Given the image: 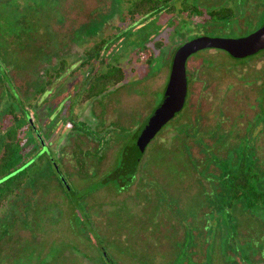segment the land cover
I'll use <instances>...</instances> for the list:
<instances>
[{"label": "rangeland", "instance_id": "obj_1", "mask_svg": "<svg viewBox=\"0 0 264 264\" xmlns=\"http://www.w3.org/2000/svg\"><path fill=\"white\" fill-rule=\"evenodd\" d=\"M57 1L31 12L35 30L20 45L6 38L0 75L30 104L36 129L24 136V153L38 150L31 138H42L69 193L49 165L26 181L19 196L0 208V264H105L103 250L115 264H264V196L248 211L235 205L222 215L207 199L220 172L213 157L233 154L235 144L252 145L264 169V52L243 62L217 49L190 56L184 108L148 144L133 183L123 190L103 183L162 99L175 49L196 36L250 34L260 24L264 0H253V17L240 2L197 0L200 17L160 13L131 24L117 13L123 2L117 9L116 0ZM224 4L234 17L213 25L206 9ZM107 36L114 40L107 59L119 55L125 78L80 103L91 69L78 68L82 50ZM144 44L155 54L151 64L136 61L144 57L136 52ZM61 58L66 68L39 94L45 73ZM4 88L0 79V108ZM72 113L95 130L93 136L107 130L101 133L106 145L69 130ZM0 123L10 124L5 114ZM225 217L231 219L227 227Z\"/></svg>", "mask_w": 264, "mask_h": 264}, {"label": "trees", "instance_id": "obj_2", "mask_svg": "<svg viewBox=\"0 0 264 264\" xmlns=\"http://www.w3.org/2000/svg\"><path fill=\"white\" fill-rule=\"evenodd\" d=\"M176 1L177 0H116V4H118L117 9L118 7L120 8L121 2H123L124 5L122 6V9H119L120 12L117 11V13L119 14V17H121L120 21L127 22V24L160 13L185 14L188 19L204 15V10L197 4V0H179L178 7L175 6ZM231 1L237 3L240 2L246 5H243V7L251 17L254 16L255 11L258 8L253 0ZM57 2V0H31V2L27 1L21 4L19 0H0V47L5 46L7 37L10 38L8 39L10 40V45H13V43H19L20 45V38L34 32L35 30L34 27L36 26V23L29 17L31 12L41 13L42 11L47 10L46 7ZM205 15L208 20L210 22L212 21V24L215 25L232 19L234 17V10L231 6L224 4L217 8L206 9ZM261 17L259 26L250 32L255 31L263 24L264 9L261 13ZM113 43L114 40L110 41V37L107 36L106 38L96 39L82 50V57L79 59L78 68L90 66L91 69L84 81L85 91L83 90V94L78 98L80 103L93 97H97L102 91H104L101 87L106 89L108 86H118L124 80L125 72L119 65V55L112 58L114 59L113 62H110L107 59V56L109 55L108 51ZM154 46L159 47L160 41H155ZM0 51L4 52L2 48H0ZM136 52L137 54H144V57L142 58H139L137 55L138 57L136 61L145 62L146 64H151V61L155 56L145 44L142 47L137 48ZM263 52L264 49L254 55L242 59H236L228 53L227 54L235 62H243L258 56ZM66 65V60L61 58L59 60V66L55 68L53 72L47 71L45 73L46 78L42 80L41 86L37 88L39 94L51 84L54 78H57L60 73L64 71ZM10 66H12V64H10ZM75 68H77V66ZM0 79L5 87L4 92L7 96L5 107L0 108V118L5 114L10 122V124L4 128L0 123V208L12 198L19 196L26 181H28L36 171L45 168V165L52 167L51 169L54 171L62 188L65 190L64 192L69 193V188L67 189L65 187V184H63V178H60L62 171L60 167L56 165L57 162L55 157H52V154L48 152L47 144H44L42 138H34L35 142L31 138L34 147H38V150H36V152L30 151L24 153V143L22 140H24V136L30 138L28 132L36 129L35 125L30 120V111L29 107H27L30 106V104H25V102L21 100L19 94L14 88H12L13 86L10 85V81L7 83L6 79L1 75ZM32 107L33 106H31V108ZM68 118L71 128L69 130L78 131L82 136L91 138L92 140L99 139V144L102 146L106 145L105 136L101 135V133H107V130L101 131V133L96 131L95 133H97V135L93 136L95 130L79 120L75 113L70 114ZM186 129L184 130V128H181V132L183 133L184 131L187 134L188 132H186ZM137 131L133 134L130 143L126 144L123 148L119 161L116 163L111 173L103 180L105 186H117L123 190L122 188L124 186L133 183L132 178L129 176V172L134 158V144ZM185 133L183 136L186 135ZM250 146L253 147L252 145ZM251 147H240L239 144H235V147L232 149L233 154L231 153L225 158L213 157V162L219 168L220 172L218 175H213L216 178L217 185L214 188L215 191L213 192V197L207 199L217 206L216 208L220 211V215H222L221 212H223V209L235 205H241L242 208L239 207L240 211L242 209L248 211L258 205L259 200L264 196V190L259 189L264 169L260 165V157L258 158L257 155H255L256 149H252ZM44 157L47 158L43 160ZM141 159L136 166L135 174ZM227 223H231V219L228 220L225 217L224 225L226 227ZM92 224L90 218V225L92 226ZM81 225L83 229L88 227L87 225L85 226L84 223ZM98 249L103 248L99 247ZM100 253L105 264H115L114 259L108 253H105L104 250Z\"/></svg>", "mask_w": 264, "mask_h": 264}, {"label": "water", "instance_id": "obj_3", "mask_svg": "<svg viewBox=\"0 0 264 264\" xmlns=\"http://www.w3.org/2000/svg\"><path fill=\"white\" fill-rule=\"evenodd\" d=\"M204 49L223 50L236 59L246 58L264 49V22L250 34L238 38L197 36L181 43L175 50L169 77L162 99L144 120L137 131L134 158L129 172L134 177L136 166L156 134L184 106L187 95V59Z\"/></svg>", "mask_w": 264, "mask_h": 264}]
</instances>
